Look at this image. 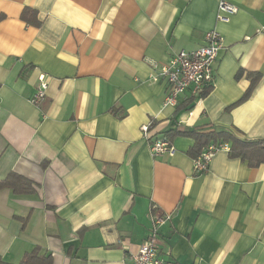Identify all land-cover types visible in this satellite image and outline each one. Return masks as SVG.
I'll return each mask as SVG.
<instances>
[{
  "label": "crops",
  "instance_id": "obj_1",
  "mask_svg": "<svg viewBox=\"0 0 264 264\" xmlns=\"http://www.w3.org/2000/svg\"><path fill=\"white\" fill-rule=\"evenodd\" d=\"M225 1L237 8L226 21L219 0H0V180L32 183L0 189L1 262L40 246L52 264H132L154 211L171 214L158 234L169 264H264V163L220 148L197 174L193 138L153 155L141 130L264 140V0ZM211 29L222 48L209 91L164 106L151 61Z\"/></svg>",
  "mask_w": 264,
  "mask_h": 264
},
{
  "label": "built area",
  "instance_id": "obj_2",
  "mask_svg": "<svg viewBox=\"0 0 264 264\" xmlns=\"http://www.w3.org/2000/svg\"><path fill=\"white\" fill-rule=\"evenodd\" d=\"M236 10L237 8L232 3L219 0L217 19L226 21ZM221 48L220 33L216 29H211L205 33L203 44L196 49L173 51L169 59L161 65L151 61L152 67L157 71L150 76L149 81L164 79L168 84V91L162 104L169 107L177 106L179 98L186 91H189L191 97L199 99L202 92L213 82V63ZM46 89L47 82L42 78L30 99L33 105L38 106L43 101ZM147 127L146 125L141 126L144 134L147 133ZM150 147L153 155L173 152L170 141L165 137L154 139ZM220 148L227 149L228 146L225 143H211L197 157L193 158L194 173L199 174L207 170L211 157ZM170 221V213L154 211L151 213V227L147 237L138 249L130 254L132 264H169L165 256L169 255L170 252H161L158 234L160 227Z\"/></svg>",
  "mask_w": 264,
  "mask_h": 264
},
{
  "label": "trees",
  "instance_id": "obj_3",
  "mask_svg": "<svg viewBox=\"0 0 264 264\" xmlns=\"http://www.w3.org/2000/svg\"><path fill=\"white\" fill-rule=\"evenodd\" d=\"M33 10L25 9L22 13L23 19H30L26 14ZM35 14V13H34ZM31 20L33 23L38 24L35 16ZM253 81L249 85L242 99L246 98L252 88ZM210 89V86L202 92L201 97L204 96ZM150 125L147 127L146 138L150 144L154 141L149 134ZM180 134L189 136L194 139V144L187 150V154L193 158L197 157L209 144L229 143L228 154L230 157H238L247 162L251 167L258 166L264 163V140H250L236 136L228 131H201L198 129H188L186 131L170 130L165 133V138L170 140L172 136ZM11 188L15 192H27L31 190L32 183L27 179L16 175L10 174L7 178L0 180V189ZM52 255L49 252L42 251L40 246H35L32 250L26 252L21 260L16 264H52ZM0 264H7L0 261Z\"/></svg>",
  "mask_w": 264,
  "mask_h": 264
}]
</instances>
